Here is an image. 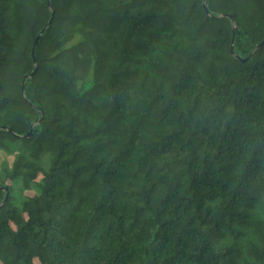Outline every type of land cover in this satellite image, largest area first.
Wrapping results in <instances>:
<instances>
[{
  "label": "trees",
  "instance_id": "1",
  "mask_svg": "<svg viewBox=\"0 0 264 264\" xmlns=\"http://www.w3.org/2000/svg\"><path fill=\"white\" fill-rule=\"evenodd\" d=\"M49 3L0 0V264H264V0Z\"/></svg>",
  "mask_w": 264,
  "mask_h": 264
},
{
  "label": "water",
  "instance_id": "2",
  "mask_svg": "<svg viewBox=\"0 0 264 264\" xmlns=\"http://www.w3.org/2000/svg\"><path fill=\"white\" fill-rule=\"evenodd\" d=\"M205 2H206V0H204V3H203V7H204V9H206V4H205ZM47 5L50 7L49 0H47ZM52 14H53V11L51 12L50 20L48 21V23L46 24V26H45V27H44V28L38 33V35H37V37H36V39H35V41H34V43H33V45H32L31 56H32V59H33V63H34V65H35V68H34V70H33L29 75H27V76L24 77V80L31 78V77L34 75V73L36 72L37 65H36L35 60H34L35 47H36V44H37V41H38L39 37L43 34L45 28H47V26H49L50 21H51V19H52ZM233 36H234V27H233V29H232V39H231V47H230V53H231V55H234V53H233V40H234V39H233ZM263 43H264V41H262L261 43H259V44L257 45V47L254 49V51H252V52H251V53H250L245 59H242V58H240V57H238V56H235L236 59L239 60L240 62L245 61V60L248 59V58H249V57H250V56H251L256 50H258V49L263 45ZM21 92H22V95H24V84H22ZM41 115H42V113H41ZM24 137H26V136H24ZM6 199H7V193L5 194L4 201H5Z\"/></svg>",
  "mask_w": 264,
  "mask_h": 264
},
{
  "label": "rangeland",
  "instance_id": "3",
  "mask_svg": "<svg viewBox=\"0 0 264 264\" xmlns=\"http://www.w3.org/2000/svg\"><path fill=\"white\" fill-rule=\"evenodd\" d=\"M4 161H11V157L6 155L5 153H3L2 151H0V165L4 162Z\"/></svg>",
  "mask_w": 264,
  "mask_h": 264
}]
</instances>
